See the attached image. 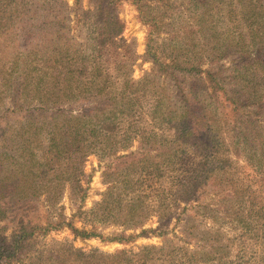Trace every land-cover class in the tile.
Segmentation results:
<instances>
[{"label":"rangeland","instance_id":"1","mask_svg":"<svg viewBox=\"0 0 264 264\" xmlns=\"http://www.w3.org/2000/svg\"><path fill=\"white\" fill-rule=\"evenodd\" d=\"M191 1L116 0L123 31L99 45L104 24L94 0H0V136L7 131L5 140L0 137V155L5 160L18 155L13 132L27 117L45 121L55 111L35 110L55 100L44 89L20 91L26 77L30 84L44 76L41 70L56 53L81 60L96 53L118 86L123 79L140 81L131 111L116 122V139L123 137L126 146L96 150L84 159L82 204L68 181L58 201L49 202L46 193L2 199L0 243L15 252L9 264H81L77 249L112 254L153 245L161 248L152 254L156 264H264V76L232 51L219 59L192 54L186 45L196 12ZM227 26L232 22L223 30ZM87 103L61 107L81 111ZM38 143L34 151L44 155L45 132ZM132 162L153 166L152 174L136 175L147 217L131 226L93 220L95 204L122 180V164ZM61 215L103 238L83 239L68 226L48 227ZM20 235L25 246L13 251Z\"/></svg>","mask_w":264,"mask_h":264},{"label":"trees","instance_id":"2","mask_svg":"<svg viewBox=\"0 0 264 264\" xmlns=\"http://www.w3.org/2000/svg\"><path fill=\"white\" fill-rule=\"evenodd\" d=\"M94 1L98 5L99 21L104 24L100 33L101 45L110 37L119 35L123 31V25L116 12V0ZM217 2L219 0L191 1V8L196 12L191 16V25L187 28L186 45L192 54L201 59L203 57L200 54L203 53L212 54V58L219 59L225 52L232 51L240 55L244 60L243 64L250 65L258 77L264 76V0H222V5L214 4ZM228 22H232V26L224 27L223 30L222 25ZM56 54L58 57L48 59L46 71L40 69L44 72L43 77H36V81L32 78L30 84L26 77L21 83V95L36 93L42 88V92L54 96L51 106L44 103L46 107L41 105L35 109L38 113L49 107H55V111L45 121H34V118L27 117L20 129L13 132L16 136L15 146L18 141V155L15 154L9 161L0 155L2 216L6 214L1 203L3 198H26L46 193L49 202L58 201L63 195L66 181L71 183L76 192V202L82 204L87 195V188L81 183L85 157L96 150L109 152L126 146L123 137L116 139V122L131 111L132 101L135 99L131 95L138 91L135 83L139 84L140 81L123 79L118 86L111 74L101 67L96 53L84 60L79 55H66L63 51ZM89 60L91 63H88ZM29 67L27 64L26 69L31 73ZM210 82H214L212 74ZM76 100H88V107L81 111L61 107L63 103L71 106ZM44 132L47 137L46 153L39 156L34 148L38 146V139ZM6 136L7 131H3L0 137L5 140ZM154 166L159 171L162 170L159 164ZM152 167H135L133 162L122 164V180L112 183L101 201L95 204L91 212L93 220H112L126 226L141 223L142 218L147 217L149 207L144 204V193L138 189L139 179H136V175L143 172L152 174ZM81 207H78L77 212L81 211ZM50 226L52 229L68 226L76 237L83 239L102 237L95 230L86 231L73 227L63 215L60 220L48 223V227ZM25 241L23 235L16 238L13 251L25 246ZM159 249L161 248L155 245L143 246L138 252L123 249L112 254L99 249L91 252L77 249L74 254L81 264H90V260H94V264H150L149 260L151 264H156L152 261L155 259L152 254ZM14 253L9 245L0 243V264H9Z\"/></svg>","mask_w":264,"mask_h":264}]
</instances>
